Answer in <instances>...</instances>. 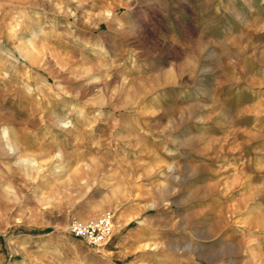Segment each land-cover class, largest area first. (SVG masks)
I'll return each instance as SVG.
<instances>
[{
  "label": "rangeland",
  "instance_id": "374dc122",
  "mask_svg": "<svg viewBox=\"0 0 264 264\" xmlns=\"http://www.w3.org/2000/svg\"><path fill=\"white\" fill-rule=\"evenodd\" d=\"M16 1L0 264H264V0Z\"/></svg>",
  "mask_w": 264,
  "mask_h": 264
},
{
  "label": "built area",
  "instance_id": "2783aa9c",
  "mask_svg": "<svg viewBox=\"0 0 264 264\" xmlns=\"http://www.w3.org/2000/svg\"><path fill=\"white\" fill-rule=\"evenodd\" d=\"M112 225V214H106L97 221L88 224L74 222L68 228V233L74 238L83 240L90 247L98 248L108 240Z\"/></svg>",
  "mask_w": 264,
  "mask_h": 264
},
{
  "label": "bare ground",
  "instance_id": "6f19581e",
  "mask_svg": "<svg viewBox=\"0 0 264 264\" xmlns=\"http://www.w3.org/2000/svg\"><path fill=\"white\" fill-rule=\"evenodd\" d=\"M17 3H19V0H17L16 1ZM110 16V13L109 12H107L106 13V17H109ZM111 17V16H110ZM10 22L11 23H13V24H11V30H10V32L12 33V32H14L17 28H18V19L17 18H13V19H11L10 20ZM15 23V24H14ZM13 37V36H12ZM33 46L34 45H30V47L28 48V47H24L22 50H20V56L24 59V60H26V61H31V60H33V58L31 57V54L29 53V50H30V48L31 49H33ZM19 49H21L20 47H19ZM32 53V52H31ZM32 63V62H31ZM0 67H1V65H0ZM1 142H4V145H15V143H16V141L13 139V137L11 136V134H10V130L7 128V127H3L1 130H0V148H2V143ZM3 145V146H4ZM24 149V148H23ZM22 151H24V150H22ZM20 156L21 155H25V153H21V149L19 150V153H18ZM23 157V156H22Z\"/></svg>",
  "mask_w": 264,
  "mask_h": 264
}]
</instances>
